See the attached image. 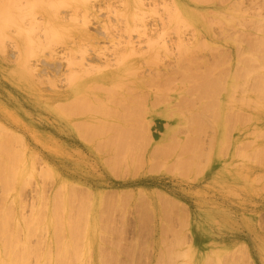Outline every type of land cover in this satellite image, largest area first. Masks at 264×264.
Instances as JSON below:
<instances>
[{
  "label": "rangeland",
  "instance_id": "1",
  "mask_svg": "<svg viewBox=\"0 0 264 264\" xmlns=\"http://www.w3.org/2000/svg\"><path fill=\"white\" fill-rule=\"evenodd\" d=\"M7 1L0 260L264 264V0Z\"/></svg>",
  "mask_w": 264,
  "mask_h": 264
},
{
  "label": "bare ground",
  "instance_id": "2",
  "mask_svg": "<svg viewBox=\"0 0 264 264\" xmlns=\"http://www.w3.org/2000/svg\"><path fill=\"white\" fill-rule=\"evenodd\" d=\"M52 1H53V0H52ZM58 1H61V0H58ZM75 2L77 3L76 0H75ZM55 3H57V2L54 0L53 5H52L51 3H49V5L51 4L52 7H55V6H56ZM76 3H75V4H76ZM78 3H79V2H78ZM24 4H25V3H24ZM47 4H48V3H47ZM73 4H74V3H73ZM73 4H72V5H73ZM75 4H74V5H75ZM178 4H180V3H179V2L177 3L176 1H173V3L170 5V6H172L171 9H170V12H172V13L174 14L175 17L181 16V15H180V12H179V8H178L179 5H178ZM54 5H55V6H54ZM77 5H79V4H77ZM51 6H49V7L51 8ZM81 6H82V4H81ZM79 7H80V6H79ZM79 7H78V8H79ZM6 8H8V10H10L8 18H9V21H10V24H11V28H13L15 31H21V32H25V31H27V30H25V28L23 27V25L26 23V21H25V19L23 18L24 15H23V13H22V12H23V3H22V0H8V1H7ZM26 8H27V6H26ZM73 8H75V7L73 6ZM78 8H75V10L78 9ZM17 10H18V13H19V19L17 18L18 16H16V13H15ZM24 10H26L25 7H24ZM75 10H72V11H75ZM73 17H75V16H73ZM62 19H63V18H62ZM64 20H66V19H63L62 21H64ZM128 45H129V44H128ZM127 47H128V46H127ZM125 48H126V47H125ZM128 49H129V48H128ZM128 49H127V50H128ZM125 50H126V49H125ZM125 50H123V51H124L123 54H122L121 52L119 53V51H118V53L116 54V55H117V60H120L121 58L124 57V55H125L124 53L126 52ZM184 51H185V49H184ZM185 52H186V51H185ZM115 53H116V52H115ZM251 55H252V54H251ZM253 55H256V54H253ZM190 61H191V60H190ZM26 62H27V61H26ZM26 62H24V63H25V64H24L25 66L27 65ZM30 65H31V64H29V66H30ZM30 69H31V68H30ZM118 69H119V68H118ZM119 70H120V69H119ZM30 71H34V69H31ZM167 72H168V71H167ZM173 72H174V71H173ZM176 72H177V71H176ZM166 74H167V73H166ZM166 74H165V75H166ZM33 75H34V74H33ZM108 75H109V74H108ZM110 75H111V74H110ZM167 76H168V75H167ZM107 77H108V76H107ZM261 77H262V76H261ZM204 78H205V77H204ZM257 81H258V80H257ZM258 83H260V82L258 81ZM259 86H260V85H259ZM221 95H224V96H226V97L221 96V99H219V100H221L220 105L224 104L225 102H226L227 104H228V103L231 104L230 101H229V98H228V94L225 95V93H222ZM213 101H214V100H213ZM214 102H215V101H214ZM211 103H212V102H211ZM215 103H216V102H215ZM217 103L219 104V101H217ZM212 104H214V103H212ZM218 104H216V105L218 106ZM229 104H228V105H229ZM214 106H215V104H214ZM217 106H216V107H217ZM229 106H231V105H229ZM229 106H228L227 108H230ZM216 107H214V108H216ZM224 107H225V106H224ZM225 108H226V107H225ZM216 109L218 110V108H216ZM226 110H227V109H226ZM214 112H215V111H214ZM215 113H216V112H215ZM150 119H151V118H150ZM153 119H154V118H153ZM260 119H261V118H260ZM151 120H152V119H151ZM262 120H263V118H262ZM258 122H259V121H258ZM109 123H110V122H109ZM111 123L113 124V122H111ZM115 124H116V123H115ZM115 124H114V125H115ZM258 124H259V123H258ZM117 125H118V124H116V126H117ZM119 125H120V124H119ZM120 127H121V126H120ZM1 129H2V127L0 128V130H1ZM1 131H2V130H1ZM3 131H5V130H3ZM5 147H6V146H5ZM7 148H8V146H7ZM8 150H10V149H8ZM5 151H6V150H5ZM10 151L12 152V150H10ZM10 151H9V155H10ZM6 154H7V153H6ZM4 155H5V154H4ZM11 155H12V156H11ZM11 155H10L11 157H10V156L8 157V154H7V157H8V158H6V159L11 158V159L13 160V159L15 158V157L13 158L14 153H11ZM5 156H6V155H5ZM5 156H4V157H5ZM16 158H17V156H16ZM16 158H15V159H16ZM12 160H11V161H12ZM7 162H9V160H7ZM13 162H14V161H13ZM15 162H16V161H15ZM10 163H11V162H10ZM4 164L6 165V167L8 166V167L5 168V169H8V168L10 169V167H9L10 165H7L6 163H4ZM12 164H15V166H16V163H12ZM11 166H12L11 169L14 171L13 168H15V166H13V165H11ZM4 167H5V166H4ZM20 167H21V162H20ZM16 168H17V166H16ZM16 168H15V171H16V172H15V171L13 172L11 169H10V170H11V171H10V170L8 169L7 172H10V173L4 174V173H5V172H4L3 174H0V176H3V175H4V179H6L5 181H8V182H9V181H11V178H10L11 176L8 175V174H11V175H12V173H13L14 175H13L12 178H13L14 180H13V179H12V180L15 181V183H16V180H15V179L18 178V174H17V171H18V170H17ZM22 168H23V166H22ZM20 170H21V169H20ZM4 171H6V170H4ZM22 171H23V170H22ZM18 172H21V171H18ZM24 172H25V170H24ZM28 172H29V171H28ZM7 175L9 176L8 178H7ZM5 176H6V178H5ZM20 177H21V174H20ZM22 177H23V176H22ZM9 178H10V179H9ZM23 178H24V177H23ZM4 179L2 178V179H0V181H2V180H4ZM23 180H24V179H23ZM13 181H11V182H13ZM3 182H4V181H3ZM3 182H0V183H2V184H10V183H11V182H9V183H7V182H6V183H3ZM21 183H22V181H21ZM11 185H12V186L15 185L14 182L11 183ZM6 186H7V185H6ZM13 187H14V186H13ZM13 187H10V186H9V188H6L5 190H7V191L10 192V190H11ZM12 190H13V189H12ZM7 191H6V192H7ZM13 191H14V190H13ZM4 192H5V191H3V193H4ZM6 192H5V194L8 193V192H7V193H6ZM5 194H3V195H5ZM8 195H9V193H8ZM7 216H8V215H5V217H7ZM7 218H9V217H7ZM3 219H4V218H3ZM10 219H11V218H10ZM10 219H9V220H10ZM16 219H17V218H16ZM5 220H6V222H7L8 219L5 218ZM12 220H13V219H12ZM12 220H10V221L13 222ZM16 221H17V220H16ZM6 222L4 221V223H5L4 225H9V224H11V222L9 223V221L7 222V224H6ZM10 226H11V225H10ZM8 227H9V226H6V228H7V229H5L6 231H8ZM9 228H11V227H9ZM14 229H15V228H14ZM15 230H16V229H15ZM158 230H159V229H158ZM9 232L11 233L10 229H9L8 233H9ZM4 233H5V232H4ZM5 234H7V233H5ZM5 234H3L2 237L4 238L5 236H7L6 238L8 239L9 244H7V246H5V245H4L5 242H3L4 244H2V245H4V246H3V249H2V250H6V251H4V252L7 253V254L9 255V253H8L9 251L7 252V250H9L8 248H9L10 246H12L13 243L10 245V242H11L10 239H11V237H10V239H9L8 237H9V235L11 236L12 233H11V234H7V235H5ZM4 235H5V236H4ZM157 235H158V234H157ZM159 238H160V237H159ZM11 240H12V239H11ZM13 240H14V235H13ZM4 241H5V239H4ZM6 242H7V241H6ZM7 243H8V242H7ZM8 245H10V246L8 247ZM13 245H14V244H13ZM159 245H160V244H159ZM18 246H19V248H20L21 244L15 246L16 251H18V249H17ZM1 247H2V246H1ZM6 247H7V248H6ZM4 248H5V249H4ZM10 248H11V247H10ZM155 248H156V247H155ZM159 248H160V247H159ZM20 249H21V248H20ZM11 250H13V249H10V251H11ZM21 251H23V249H22V250H19L20 253H22ZM11 252H12V251H11ZM19 252H18V253H19ZM15 253L17 254V252H15ZM11 254L13 255V256L10 257V258L12 259V261H11V259H10L9 257H7V259L9 258V263H10V262L13 263V262L15 261L16 257H17L14 253H11ZM11 254H10V255H11ZM22 254H23V253H22ZM19 255H20V254H19ZM19 255H18V256H19ZM14 256H15V257H14ZM21 256H23V257H21ZM21 256H19V258L17 257V259H16L17 261H15L16 264H17V263H19V264H20V263H21V264L23 263V262H21V261H23L22 259H25V255L23 254V255H21ZM154 257H155V256H154ZM154 257H153V259H154ZM14 258H15V259H14ZM20 258H21V259H20ZM189 258H190V257H189ZM155 259H156V258H155ZM1 260H2V259H1ZM1 260H0V263L2 262ZM18 260H19V262H18ZM156 260H158V258H157ZM188 260H189V259H188ZM190 260H192V259H190ZM190 260H189V261H190ZM189 261L187 262L188 264H199V262H198V263H195L196 261H194V263H191V261H190V262H189ZM2 263L7 264V263H5V262H2ZM14 264H15V263H14ZM23 264H24V263H23ZM153 264H154V262H153Z\"/></svg>",
  "mask_w": 264,
  "mask_h": 264
}]
</instances>
